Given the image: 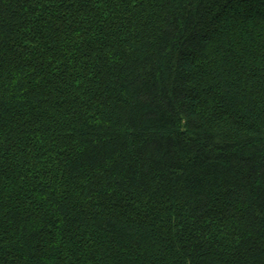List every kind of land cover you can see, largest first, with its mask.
<instances>
[{
  "label": "trees",
  "instance_id": "trees-1",
  "mask_svg": "<svg viewBox=\"0 0 264 264\" xmlns=\"http://www.w3.org/2000/svg\"><path fill=\"white\" fill-rule=\"evenodd\" d=\"M0 264H264V0H0Z\"/></svg>",
  "mask_w": 264,
  "mask_h": 264
}]
</instances>
